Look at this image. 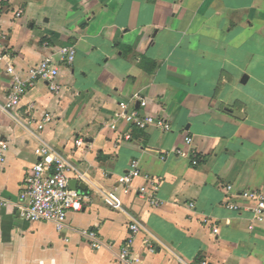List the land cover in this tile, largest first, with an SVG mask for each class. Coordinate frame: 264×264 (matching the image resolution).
I'll use <instances>...</instances> for the list:
<instances>
[{
	"label": "crops",
	"instance_id": "crops-1",
	"mask_svg": "<svg viewBox=\"0 0 264 264\" xmlns=\"http://www.w3.org/2000/svg\"><path fill=\"white\" fill-rule=\"evenodd\" d=\"M0 36L18 70L77 49L74 63L61 65L60 93L38 82L11 111V77L0 66V143L9 145L0 264H121L134 221L133 264H264V221L225 205L251 204L244 191L264 194V0H0ZM136 95L169 119V132L113 119L121 101L138 106ZM47 113L53 120L39 129ZM44 144L85 174L69 173L86 200L63 233L20 209ZM134 159L160 179V204L139 196V178L129 193L120 188L123 210L113 209L98 191L113 190ZM82 228L98 229L104 247L93 249Z\"/></svg>",
	"mask_w": 264,
	"mask_h": 264
},
{
	"label": "built area",
	"instance_id": "built-area-1",
	"mask_svg": "<svg viewBox=\"0 0 264 264\" xmlns=\"http://www.w3.org/2000/svg\"><path fill=\"white\" fill-rule=\"evenodd\" d=\"M22 11L16 13L20 16ZM48 45V43H46ZM77 49L74 45L61 47L58 51V58L45 56L40 61L29 66L24 70H18L14 57L6 49L4 39L0 36V66H3L6 73L11 77L4 108L11 111L17 108L28 91L38 82H45L52 93L58 94L62 90L59 83L60 68L62 64L72 65L76 59ZM132 100L138 104L135 108L130 109L127 101H121L118 110L115 112L113 119H123L132 127L146 130L150 127H156L163 132H169L172 129L171 122L165 116L155 114L147 110L149 101L140 96H133ZM35 108L34 103L29 104V111ZM53 120L50 113L45 114L42 120H36L39 129ZM125 135V139H129ZM193 143V137H185V146L190 148ZM79 146L84 144L83 139L77 141ZM9 145L6 142L0 143V164L6 160V152ZM40 161L34 164L28 171L24 182L22 194L23 202L20 206L23 216L30 222H52L58 232L63 233L69 227V213L80 212L84 209L86 196L70 187L69 173H75L76 177L84 180L85 174L80 172L68 159L64 158L51 146L44 144L40 150ZM179 154H185L182 148H177ZM193 154V165L199 164V159L195 152ZM143 178L144 182L137 187L139 196L149 202L152 206H158V191L161 181L158 178L144 174L141 170L139 160L130 162L127 172L119 176L117 186L113 190H99V194L113 209L123 210L124 203L121 191L129 193L134 188L137 179ZM233 186L228 185L227 190H232ZM241 197L245 201L251 202L249 205L235 203L231 200L226 202V207L234 210H248L253 214V221H264V194L257 190L244 191ZM204 222L209 224V218ZM254 222L249 226L253 229ZM129 235L126 238L121 251L118 255L121 264H133L134 242L140 229V224L134 221L129 227ZM219 228L213 227V232L218 233ZM81 236L95 250L104 247L101 234L98 229L82 228ZM207 264V262H203Z\"/></svg>",
	"mask_w": 264,
	"mask_h": 264
},
{
	"label": "water",
	"instance_id": "water-1",
	"mask_svg": "<svg viewBox=\"0 0 264 264\" xmlns=\"http://www.w3.org/2000/svg\"><path fill=\"white\" fill-rule=\"evenodd\" d=\"M77 185V181L76 180H70V187L72 188V189H76V186Z\"/></svg>",
	"mask_w": 264,
	"mask_h": 264
}]
</instances>
